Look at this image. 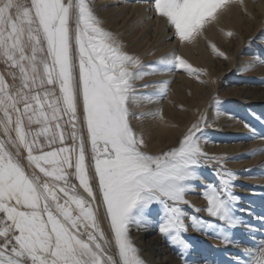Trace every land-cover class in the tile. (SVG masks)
<instances>
[{
  "label": "snow or ice",
  "instance_id": "snow-or-ice-1",
  "mask_svg": "<svg viewBox=\"0 0 264 264\" xmlns=\"http://www.w3.org/2000/svg\"><path fill=\"white\" fill-rule=\"evenodd\" d=\"M136 2L148 4L179 44L232 7L248 14L244 0ZM0 64V264H147L131 231L153 223L182 258L194 250L190 230L240 249L227 261L204 256L196 264H264V211L240 205L239 174L204 150L214 122L201 113L159 154L134 127L164 120L162 110L133 108L167 99L172 82L137 81L182 70L205 83L185 58L173 52L144 63L105 29L91 0H0ZM220 104L214 98L218 117L238 119ZM242 122L249 141L264 140ZM261 155L256 149L247 158ZM192 194L206 206L189 213L182 206Z\"/></svg>",
  "mask_w": 264,
  "mask_h": 264
},
{
  "label": "bare ground",
  "instance_id": "bare-ground-1",
  "mask_svg": "<svg viewBox=\"0 0 264 264\" xmlns=\"http://www.w3.org/2000/svg\"><path fill=\"white\" fill-rule=\"evenodd\" d=\"M244 2L248 9L247 15H245L243 9L239 6L232 7L231 10L220 16L218 20L207 23L201 33L190 43L186 42L184 44H179L178 42L175 45L174 42L167 43L166 33L162 34L159 25H156L151 19L147 18L149 14L148 4L139 3L136 2V0L94 1L93 7L97 14H100L98 16H105L109 23L108 25H110L113 30L119 31L118 34L115 32V36L117 40L120 38L123 39L119 41L120 43H123L124 40L129 41L133 38L139 41L135 47H139L143 42L145 43V48L143 50L140 49V52L136 54L141 60H150L151 63H154L159 60L161 56L175 52L177 55L185 58L193 68H197L204 73V75L200 77V80L205 81V83H201L182 70L172 76L157 75L146 78V80L143 81H137V87L146 82L172 81L167 99L159 103H147L133 108V111L138 114L159 110L163 111V121H154L150 118L133 121L136 131L143 134L145 137L148 145L146 150L155 153L168 146H175L186 128L199 117L201 112L207 109V102L214 93V90L209 89V75H207V73L211 71L214 60H218L220 64L227 63L226 61L230 60L229 55H231L232 50L236 49L239 50L240 54L243 56H241V60L238 62L241 68L239 77H244L246 74L255 78L264 76V66L256 61L259 55H255V57L253 55L252 57L253 50L250 48L242 49L245 42L243 36L250 33L251 27L253 28L257 24L260 26V23H264V0H244ZM261 18L262 21L259 20ZM160 22L165 24L161 19ZM121 28L126 30L125 33H121ZM228 32H232L233 35L229 36ZM159 36L160 39L163 38V40H159V44L157 45L156 41ZM149 40H151L150 43L148 42ZM260 43L264 45V38L261 39ZM253 44H256V42ZM213 45L216 50L223 54L225 53L226 56L225 54L224 56L218 55L217 51L213 49ZM247 49L251 52L249 51V54L244 55ZM147 51L149 52L143 56ZM225 57L227 58L225 59ZM254 61H256L258 66L253 70H242L244 66ZM246 85H228L225 93L229 99L246 105L255 102L263 104L264 87L250 88ZM145 91L154 92L156 90L148 89ZM237 107H222V104H220L219 111L221 113L229 111L233 116L238 117V119H231L223 114L218 117L217 108H215L213 104L211 110L209 109L208 120L214 122V126L210 128L214 129V131H222L224 133V136L219 132L207 133L208 131L205 129L210 142L204 144L203 147L210 155L223 156L226 160L237 156H240L239 159H241V156L246 157L247 154L253 150L264 149V145L262 147L257 146L259 143L258 140L257 142H251L247 139L249 132H247L248 129L244 127V123L242 122L243 118L249 119V117L245 115L247 109L243 106L240 108ZM257 117H264V109L257 112L254 118L257 119ZM211 141L216 142L212 143ZM217 141H221L222 143H217ZM238 166L253 168L259 166L262 168V166H264V155L253 158L252 161L241 162ZM257 178L250 177L245 179L257 180ZM250 186L252 189L249 191H240L243 193L242 199L244 200L242 201L240 199V205L256 213L264 211V203L262 207L260 203L261 201L264 202V186H255L252 184ZM234 190L237 191L236 189ZM203 203L206 206V201L203 200ZM240 215L247 217L246 212H241ZM203 217L208 219L204 212ZM247 218L251 219L252 217ZM252 223L257 226L259 225L257 221H252ZM245 231L247 230L244 229L241 232ZM131 237L136 246L140 249L142 257L146 258L147 264H185V259L189 261V264H196V262L202 261V257L204 256H207L209 259H221L220 255L214 249L215 247L210 248L204 247L203 244H195L191 238L189 239L194 246V250L190 255L185 253L184 258H182L180 250L172 246L169 240L159 234L158 225L155 223L139 230L133 229L131 231ZM145 238H148V240H144ZM259 238H261V234L258 233L257 240ZM217 245H219V247L225 246L220 241L217 242ZM229 249L231 251L225 253L228 254L225 257V259L228 260L232 258L231 253L240 251V249L236 247H229Z\"/></svg>",
  "mask_w": 264,
  "mask_h": 264
},
{
  "label": "rangeland",
  "instance_id": "rangeland-1",
  "mask_svg": "<svg viewBox=\"0 0 264 264\" xmlns=\"http://www.w3.org/2000/svg\"><path fill=\"white\" fill-rule=\"evenodd\" d=\"M94 1L95 0H91L92 4L94 3ZM98 15H100V14H98ZM152 16H153V14L149 12L147 18L151 19L156 25H159L160 32L162 34L166 33L165 35L167 36L166 37L167 43L174 42L172 40L171 32H170L169 28L165 24L161 23L159 18L153 19ZM99 18L101 19L105 29H107L110 32H113L114 35H115V32L117 34L119 33V31L113 30V28L110 25H108L109 23L107 21V18H105V16H99ZM259 20L262 21V18ZM120 31L123 34V33H125L126 30L121 28ZM243 37H244L243 40H245V42L243 44L242 49L250 48L251 50H253L252 57H253V55H254V57H255V55H257V56L259 55L260 59H264V45L260 43L261 39L264 38V23L263 24L260 23V26H259V24H257L253 28L251 27L250 33H247ZM120 40H123V39H121V38L118 39V41H120ZM159 40L162 41L163 38L160 39V36L158 37V39L156 41L157 45L159 44ZM148 42L150 43L151 40H149ZM254 42H256V44H253ZM138 43H139V41H137L133 38L129 41L124 40V42L121 44L124 46L125 50H127L130 54L136 55L138 52H140V49L143 50L146 46L145 43L143 42L142 44H140L139 47H135V45ZM174 43L176 45L178 42H174ZM247 50H246L244 55H247L251 52L249 49H247ZM149 51H147L143 56H145ZM225 56H226V54H225ZM229 56H230V60L226 61L227 63H221L220 64L218 62V60H214V62L212 63L211 71L207 73V75H209V78H208L209 89L214 90V93L209 98V101L207 102V104H208L207 109H206L207 111L205 110L201 113H204V114L206 113V116L208 118V112L211 110L212 104H214V98L218 97L219 100L221 101L222 107L223 106H227V107L228 106H230V107H237L238 106L237 108H240L243 106L244 108H246L247 113L245 115H247V117H249V119L243 118V120H247L253 127L257 128L258 131H264V127H262V122L258 120L260 123L259 124L257 119L254 118L258 111L264 109V103L258 104V102H255V103H251L249 105H246L244 103L229 99L225 93V90L228 87V85H232V84H234L236 86H243V85H246L248 82V84L246 86H248L250 88L264 87V83H263L264 82V76H262L260 78H258V77L255 78L249 74L248 75L246 74L245 76L243 75L244 77H239L241 68L239 67L238 62L241 60L242 55L240 54L239 50L234 49V50H232V53ZM142 61L144 63L151 64L150 60H148V61L142 60ZM260 65L264 66V64H260ZM195 69H197V68H195ZM197 70H199V69H197ZM0 71H4V66L2 64H0ZM253 81H255V82H253ZM170 89H171V86L169 87V90ZM146 90H148V89H146ZM252 114L254 117L252 116ZM207 131H208L207 133H216V132L218 133L219 132L221 135L224 134L222 131L221 132L220 131H214V129H212L210 127L207 128ZM247 132H249V131L247 130ZM248 134L250 135V133H248ZM258 142H259L257 145L258 147H260V146L262 147L264 145V140H258ZM217 143H222V142L217 141ZM171 147H174V146H172V145L168 146L167 148L159 150L158 152H155L153 154H159L163 151H166L167 149H169ZM147 151H149V150H147ZM239 157L240 156H237L234 158H228L227 159L228 163L226 164V167L229 170H231L232 172L239 174V178L235 181V183H236L235 189L237 191L234 190V192L236 195H239V197L242 201H244L242 199L243 193H241L240 191H249L250 189H252L250 186L251 184L255 185V186H257V185L258 186H264V173H262L260 171L261 167H259V166L258 167L255 166L254 168L253 167H247V166L246 167H244V166L239 167L238 165L241 162L253 160V158L249 159V158H247V156L246 157L241 156V159H239ZM213 167H215V166H213ZM255 176L259 177V178H257V180H250V179L246 180L245 179V178H250V177H255ZM187 199L190 201V205H183V207L186 210H188L189 213H191L194 208H203L205 206V204L203 203V200L199 194L189 195L187 197ZM260 200H262V199H260ZM260 203H261V207H262L264 202L261 201ZM197 214L200 217L204 218L203 212H200ZM205 219H207V218H205ZM250 220H251V222L256 221L254 218H251ZM242 230H244V229H240L239 231L241 232ZM185 237L189 241H190L189 238H191L195 244H203L204 247H210V248L215 247L214 249L217 251V253L221 257V259L218 258L217 260H220V261H227L228 260V259H225V257H226L225 253L228 251H231V250L229 249V247H226V246H222V247L220 246L219 247V245H217V242H219V241H216V239H213L212 237H210L208 235H205V234L200 233V232H196L194 230H190L189 232H187L185 234ZM144 240H148V238H145ZM222 258L225 260H223ZM143 259L145 260L146 258L143 257Z\"/></svg>",
  "mask_w": 264,
  "mask_h": 264
}]
</instances>
